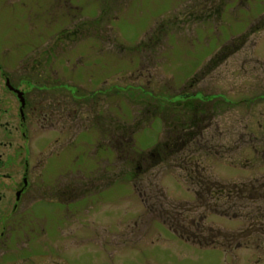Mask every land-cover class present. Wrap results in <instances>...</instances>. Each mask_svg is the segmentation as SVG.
Wrapping results in <instances>:
<instances>
[{
  "label": "rangeland",
  "instance_id": "1",
  "mask_svg": "<svg viewBox=\"0 0 264 264\" xmlns=\"http://www.w3.org/2000/svg\"><path fill=\"white\" fill-rule=\"evenodd\" d=\"M186 124L188 146L134 176L123 141ZM0 155V232L34 233L0 260L264 264V2L0 0ZM197 173L247 192L199 205Z\"/></svg>",
  "mask_w": 264,
  "mask_h": 264
},
{
  "label": "trees",
  "instance_id": "2",
  "mask_svg": "<svg viewBox=\"0 0 264 264\" xmlns=\"http://www.w3.org/2000/svg\"><path fill=\"white\" fill-rule=\"evenodd\" d=\"M232 53L227 52V50H222L217 58L221 62L225 61L228 57H230ZM210 100L209 98H207ZM191 124H186L182 128L179 126H169L167 131V136L165 139L158 142L155 147L149 151H142L137 150L135 148L134 143H130V141H123L124 144L127 143V150L128 155H132L130 157V162L135 167L134 176L140 177L156 167L157 165L161 164L162 162L166 161L169 157L175 155L177 152L181 151L185 147L188 146V136L195 135L196 133L200 132L198 128H191ZM188 130V132H186ZM122 142V143H123ZM131 145L130 148H128ZM134 149V150H132ZM132 151V152H130ZM192 177V176H191ZM197 183L200 184L201 190L197 191L196 194L198 196V204L202 206H209V200L213 199L214 192H225V191H233L239 190V193L246 194L247 191L244 190L245 186H242L239 189V186L236 184L228 186L221 184L217 181H212L209 178H206L202 174L197 173L195 177ZM193 183V182H192ZM244 190V191H243ZM177 233L180 234L182 238H186L188 241L191 240V237H187L182 230H179L173 224L170 225ZM206 246H211V244L206 243Z\"/></svg>",
  "mask_w": 264,
  "mask_h": 264
},
{
  "label": "flooded vegetation",
  "instance_id": "3",
  "mask_svg": "<svg viewBox=\"0 0 264 264\" xmlns=\"http://www.w3.org/2000/svg\"><path fill=\"white\" fill-rule=\"evenodd\" d=\"M263 2H264V0H262ZM5 76V75H4ZM6 79V81H7V79L9 78L8 76L7 77H5ZM10 79V78H9ZM10 83H11V80H10ZM12 84V83H11ZM15 89H19L18 87H16V86H13ZM10 90V89H9ZM13 94H15L16 96H17V98H18V95H17V93L16 92H14V91H12V90H10ZM25 93V98H26V105H27V108L30 106V103H29V101H28V98L26 97V92H24ZM18 100H19V98H18ZM19 102H20V100H19ZM21 104V103H20ZM21 108V107H20ZM26 108V109H27ZM20 116H21V119L23 120L22 121V125L23 126H25V123H26V121H27V118H26V116L24 115V117L22 116V114H21V109H20ZM24 118H25V120H24ZM0 164H2V158H1V155H0ZM31 172H32V170L29 168V165L26 163L25 164V169H24V172H23V180H22V182L20 183H18V186H16V192H15V203H13V206H12V210H11V214L13 213H16V212H18L20 209H21V204H22V202H23V200H24V196H26L29 192H30V189H31V185H30V177H31ZM1 193V192H0ZM32 193H33V191H32ZM32 193H31V196H32ZM82 196V195H81ZM80 196V194L78 193L77 194V198H82ZM3 197L4 196H2L1 195V197H0V204H1V201H2V199H3ZM76 198V197H75ZM76 200V199H75ZM75 200H73V201H75ZM65 204V203H64ZM2 219V218H1ZM10 219V217H7L6 219H5V221L6 222H3L2 224H3V229H7L6 228V225L7 224H9L8 222H7V220H9ZM3 220V219H2ZM24 221H25V218L23 217V219L22 218H19V220L18 221H16L17 222V224L18 225H20V228L22 227L21 225H23L24 224ZM38 223V221L36 220V224ZM17 224H15V225H10L9 224V227H10V229L11 230H16L15 228H16V225ZM36 227H38V225H36ZM34 233H26V234H21V233H16V232H4V231H2V232H0V252L2 251V250H5V249H8L9 250V252H11L13 249H16V248H14V246H17L18 244H19V240L21 239V237H23V236H26L27 237V242H28V238H30V237H28V236H32ZM36 234H39V233H36ZM32 240V238L29 240V241H31ZM5 247V248H4ZM14 253V252H13ZM13 253H10L6 258H2V260H0V264H12V263H14L16 260H17V258L14 256V254ZM4 255V254H3ZM18 256V255H17ZM27 256H30V257H32L33 256V254L32 253H30V255H27ZM19 258V257H18Z\"/></svg>",
  "mask_w": 264,
  "mask_h": 264
},
{
  "label": "water",
  "instance_id": "4",
  "mask_svg": "<svg viewBox=\"0 0 264 264\" xmlns=\"http://www.w3.org/2000/svg\"><path fill=\"white\" fill-rule=\"evenodd\" d=\"M6 86L8 87V89L14 91L17 93L18 95V98L22 104V107H21V114L22 116L24 117V108L26 107V98L24 96V92L20 91L19 89H15L11 83H10V79L8 78L7 81H6Z\"/></svg>",
  "mask_w": 264,
  "mask_h": 264
}]
</instances>
